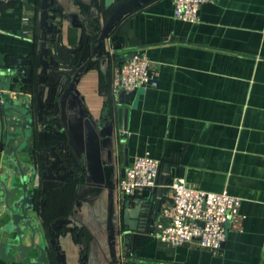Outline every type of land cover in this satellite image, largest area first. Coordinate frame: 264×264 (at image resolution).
<instances>
[{"label":"crops","instance_id":"1","mask_svg":"<svg viewBox=\"0 0 264 264\" xmlns=\"http://www.w3.org/2000/svg\"><path fill=\"white\" fill-rule=\"evenodd\" d=\"M52 1L63 11L57 24L64 45L78 50L79 66L87 65L77 80L63 66L49 71L44 94L52 113L49 125L39 123L36 106L42 0L3 4L0 71L9 70L14 58L33 62L34 88L25 95V86L16 84L8 97L24 110L28 96L37 134L48 128L49 141L64 142L83 169L78 180L68 179L46 197L50 220H72L59 237L66 264H264V0L205 4L196 24L175 17V0H150L125 15L103 41L115 8L129 0L111 6L107 0ZM68 14H76L82 26L64 20ZM137 52L152 61L158 85L117 98L114 77ZM39 146L37 136L20 146L23 174L14 162L1 167L0 243L16 237L4 232L11 220L4 186L12 192L24 177L31 180L30 157L38 155ZM145 155L160 161L159 190L166 178L169 186L181 178L192 188L242 199L218 251L198 241L171 246L156 238L158 224L168 223L164 210L173 204L171 189L159 211L148 217L136 202L128 205L131 196L121 191L120 182L135 159ZM39 173L30 188L39 189ZM151 196L146 189L136 197ZM26 235L29 246L31 232ZM44 240L47 262L38 261L39 252L24 260L10 252L16 260L0 256V264H62L50 237Z\"/></svg>","mask_w":264,"mask_h":264},{"label":"water","instance_id":"2","mask_svg":"<svg viewBox=\"0 0 264 264\" xmlns=\"http://www.w3.org/2000/svg\"><path fill=\"white\" fill-rule=\"evenodd\" d=\"M117 1L107 0L106 3L111 6ZM149 1L129 0L117 6L102 32L101 41L110 35L117 23L125 15ZM42 10L41 27L43 38L37 63L40 69L37 80L40 88L36 106L39 123L49 125V117L52 116V113L47 110L44 102L45 82H47L49 71L59 70L63 66L64 70L77 80L78 76L86 69L87 64L79 66L80 55L78 50L68 49L63 43L61 25L57 24V17L58 15H63V11L53 7L52 0H42ZM63 19L69 20L74 26H82L76 14L65 15ZM118 47L116 46V48ZM9 66V70L0 71V171L3 164L16 163L21 174H23L19 149L24 141H34L37 136L40 149L38 155L34 154L30 157L33 173L30 181H27L24 177L22 186L15 188L12 192H9L7 186L3 185L5 189L4 203L11 217L10 223L4 232H14L16 237L0 243V256L7 261L14 262L16 258L10 252L19 253L22 260L33 252H39L41 258L38 261L47 262V247L44 236L48 235L51 246L58 251L57 255L60 262L66 264L65 257L61 256L59 252V237L60 231L71 224L72 220L66 218L50 220L45 213L46 197L48 192L63 187L68 179L78 180V174L83 169L74 155L68 151V147L64 142L59 140L49 141L48 136L51 131L48 128L43 129L41 134H37L39 130H35L34 107L29 102L28 96L25 97L26 108L24 110L18 106L17 99L8 97L16 84L25 86L22 89V94L25 95H27V91L34 88L33 62L30 59L18 60L14 58ZM3 96L8 97L6 103L2 102ZM123 96L124 93L121 94V98ZM15 142H18L17 145H15ZM29 149L33 151L34 146L32 145ZM7 157L10 159L6 160ZM38 170L40 171L41 185L39 189L30 188L29 184L37 177ZM169 180L170 178H166L164 183H162L165 187L159 190V181L157 179L155 186L148 188L152 191V196L149 199L141 200L131 196L128 199V205L136 202L138 205L137 210L140 212L143 210L146 217L156 214L160 208V201L166 198L170 192ZM13 199L14 202L11 204L10 201ZM36 201L39 202L40 209L38 211ZM26 230L31 232L29 246L24 244L27 236ZM39 237L42 238L41 243L37 242Z\"/></svg>","mask_w":264,"mask_h":264},{"label":"built area","instance_id":"3","mask_svg":"<svg viewBox=\"0 0 264 264\" xmlns=\"http://www.w3.org/2000/svg\"><path fill=\"white\" fill-rule=\"evenodd\" d=\"M10 0H0L3 4ZM218 0H175V17L196 24L203 5ZM158 85V73L144 53H132L124 60L113 81V94L147 90ZM160 161L139 156L127 168L120 182L126 195L136 197L155 186ZM172 190L173 204L164 210L167 224H158L155 236L171 246H183L198 241L203 248L218 251L227 238V224L239 214L242 199L228 193H213L190 187L184 179H175ZM155 229V228H154Z\"/></svg>","mask_w":264,"mask_h":264},{"label":"trees","instance_id":"4","mask_svg":"<svg viewBox=\"0 0 264 264\" xmlns=\"http://www.w3.org/2000/svg\"><path fill=\"white\" fill-rule=\"evenodd\" d=\"M52 191H54V190H52ZM48 193H50V192H48ZM48 193H47V194H48ZM38 197H39V196H38ZM53 221H54V220H53ZM62 231L64 232V231H65V228H63V229L60 231V233H61Z\"/></svg>","mask_w":264,"mask_h":264}]
</instances>
